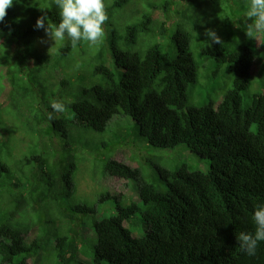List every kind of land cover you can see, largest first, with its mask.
<instances>
[{"label": "trees", "instance_id": "trees-1", "mask_svg": "<svg viewBox=\"0 0 264 264\" xmlns=\"http://www.w3.org/2000/svg\"><path fill=\"white\" fill-rule=\"evenodd\" d=\"M104 3L108 19L94 45H73L67 37L51 40L46 50L29 44L37 18L46 16V24H58L54 0H14L0 23V50H9L8 56L0 52L5 74L36 66L47 79L40 89L59 87L55 71L62 77L68 66L60 64L62 58H85L86 68L84 56L93 61L88 78L76 76L73 66L68 69L71 91L69 100L60 101L63 113L53 112L44 99L34 105L22 139L27 144L15 158L7 132L0 128V264H27L45 252L48 236L56 264H264V241L248 256L236 239L240 232L254 231V207L264 203V32L259 45L241 41L251 22L246 17L250 0ZM207 15L219 23H204ZM203 29H218L226 38L209 46ZM14 31L24 32L22 47L18 35L9 37ZM250 84L259 91L243 104L242 91ZM39 105L46 117L36 129L33 114ZM114 116L123 127L118 134L129 139L122 144H181L207 158L209 169L155 166L145 179L139 165L147 158H139L135 166L109 158L103 176L132 180L129 187L137 200L117 204L107 217H98L97 208L87 203L67 204L78 159L73 133H102ZM111 197L116 195L106 191L98 200ZM137 214L144 231L133 228L139 234L134 235L130 223ZM50 221L56 224L52 233L45 231ZM34 226L36 234L27 240ZM92 239L89 262L78 260L80 245Z\"/></svg>", "mask_w": 264, "mask_h": 264}, {"label": "rangeland", "instance_id": "rangeland-1", "mask_svg": "<svg viewBox=\"0 0 264 264\" xmlns=\"http://www.w3.org/2000/svg\"><path fill=\"white\" fill-rule=\"evenodd\" d=\"M133 3L134 2H132L129 7L134 6ZM210 16L211 15H207V19H204V23H219V18H217V21H215ZM45 26H47L46 22ZM214 31L218 36H221L220 40L226 38L225 35H221V32H219L218 29H215ZM246 31L247 26L243 28V33H241V41L250 44V46L252 47L254 45H259L258 41L259 37L261 41L262 32L253 31L251 35H247ZM42 32L43 29L37 30L34 28L30 32L28 37L30 41L29 44L34 49L36 48L39 51L46 50L51 42V39L47 37L45 33L43 35ZM15 35H18L19 40V38L24 35V32L14 31V34H10L9 37H12V40H14ZM232 40L235 43L239 41L238 38ZM33 41H35V43ZM36 41L39 44H37ZM15 45L16 42L14 43V46ZM20 47H22L21 42ZM0 52L7 55V53L9 52L8 46H4V49L0 50ZM84 57L87 58V68L83 65V60L85 58H82L81 60L78 58L72 59L70 57H68V59H66L65 57L62 58L60 64H68V66L66 67L67 70H64L65 75H63L62 77L59 73V70L55 71V74H59L60 77L59 79H57L59 81V87L57 85H53L51 88V86L49 85V87L47 86L43 89H40L39 87L41 84H46L47 79L42 74H39L38 68L36 66H28V64L27 66L24 65L21 72L10 69L9 74L7 75L5 74L6 68L5 65H3L4 62L2 60L0 61V90L2 89L0 91V128L7 132V136L5 137L7 138V140H9L7 141V144L11 150V156H13V158L18 155L21 147L27 144V142H23L22 139H24L23 134L28 130L25 123H27L26 121L29 120L30 116H32L30 114L33 112V110H35L34 105H37L38 102L42 101L43 99L45 103L69 100L68 95L71 91V83L69 82L67 84L66 81H69L68 76L70 73L68 69L70 67L73 66L78 71V74L76 76L82 78L83 76L86 78L89 77V74L92 70L93 61L89 56ZM257 66V63L253 64V69L256 70ZM43 67H41L40 69H42ZM83 70L86 71L85 74H83ZM66 73L68 74V76L66 75ZM76 76L74 77L76 78ZM9 78H12L19 85L12 86ZM2 79L3 85L1 86ZM60 80H64L66 83H60ZM218 82L221 83L222 79H219ZM198 84L204 85L199 81ZM257 91H259V88L256 89L255 87L251 86V84L247 89L243 90V104H247L250 101L252 94ZM11 94H14V96L10 98L9 96ZM197 99L198 97L196 98V100ZM43 104V102L40 103V105ZM40 105L39 110H37L33 114V121L35 123L36 129H40V119L46 117V114L44 112L45 110ZM116 116H114L109 121V124L106 125L105 130L107 131L104 130V133H97L93 131H75L73 133L75 140L74 145L78 154V159L76 169L73 174V193L67 200V204H74L79 202L87 203L88 205H93L97 208L98 217H107L116 211L115 207L117 204L125 205L132 200H137L133 189L129 187V181L133 183L132 180L103 176V165L104 162L109 158H116L119 161L129 163L134 166L136 164H139V158H147V163L139 165L140 172L144 175L145 179H149L151 177L155 166L172 167L186 164L188 170L209 169L210 161L207 158L199 157L196 153L191 152L181 144L166 148H156L148 145L145 142H140L139 144L134 143L133 146L131 145L132 147L129 144H122L123 141L126 142L129 139L128 137L123 138L122 134H118L123 127H120V122L115 121ZM123 118L129 119L126 116H124ZM129 121L131 122L130 119ZM110 125H113L114 127L109 130V128L107 127ZM124 127H128L127 122H124ZM111 130L115 132H108ZM106 191H109L111 194L116 195V198L111 197L103 201H99V195L104 194ZM25 211L28 214V219L32 220L34 215L28 213L26 209ZM41 215L43 218L51 219L53 217V215H46L45 213H42ZM131 221H135L132 224L130 223V228L134 235L139 234L136 233L133 228L141 229L140 233L144 231V226L143 224H141L138 214L134 215ZM88 226L91 227L89 224ZM45 231L49 233L56 231V224L50 221L45 226ZM83 232L84 231L82 230V233ZM35 234L36 227L34 226L28 234L29 237H27L26 239L31 240L33 235ZM84 234L88 235V237L93 236L91 231H87ZM46 244L48 245L47 247H45V250H43L45 252L40 253L37 258L28 259L27 264H56V258L54 256V249L51 245L52 243L50 236L47 237ZM93 245V239L91 241L85 240L84 246L80 245V248L77 251L76 258L81 261L89 262L88 255H90L91 251L93 250Z\"/></svg>", "mask_w": 264, "mask_h": 264}, {"label": "clouds", "instance_id": "clouds-1", "mask_svg": "<svg viewBox=\"0 0 264 264\" xmlns=\"http://www.w3.org/2000/svg\"><path fill=\"white\" fill-rule=\"evenodd\" d=\"M18 2V0H17ZM14 0H0V23L4 21L6 10L10 8ZM58 9L59 22L55 26L45 21L47 17L37 18L34 28L43 29L45 35L54 42L69 38L73 45L86 41L90 45L96 44L104 34L103 25L108 19L105 12L104 0H54ZM246 17L251 20L247 23V35L253 31L264 32V0H250ZM209 46L211 43H221L214 30L205 32ZM53 112L63 113L65 105L61 102H53L50 105ZM52 120V113L48 114ZM252 220L255 225L253 232H240L236 239L240 249L248 256H254L258 242L264 241V203L254 207Z\"/></svg>", "mask_w": 264, "mask_h": 264}, {"label": "bare ground", "instance_id": "bare-ground-1", "mask_svg": "<svg viewBox=\"0 0 264 264\" xmlns=\"http://www.w3.org/2000/svg\"><path fill=\"white\" fill-rule=\"evenodd\" d=\"M18 28V27H17ZM107 31V30H106ZM58 118V117H57ZM55 120V119H54ZM67 129V128H66ZM54 134V133H53ZM58 135V134H57ZM14 142V141H13ZM17 165V164H16ZM99 175V174H98Z\"/></svg>", "mask_w": 264, "mask_h": 264}]
</instances>
